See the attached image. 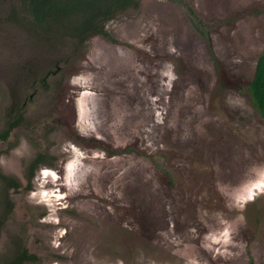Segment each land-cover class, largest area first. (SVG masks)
Wrapping results in <instances>:
<instances>
[{"label":"rangeland","instance_id":"rangeland-1","mask_svg":"<svg viewBox=\"0 0 264 264\" xmlns=\"http://www.w3.org/2000/svg\"><path fill=\"white\" fill-rule=\"evenodd\" d=\"M17 6L0 0V130L24 111L0 145L20 186L0 259L21 242L36 264H264V123L245 94L264 0H140L56 69ZM37 154L52 167L26 189Z\"/></svg>","mask_w":264,"mask_h":264},{"label":"trees","instance_id":"trees-1","mask_svg":"<svg viewBox=\"0 0 264 264\" xmlns=\"http://www.w3.org/2000/svg\"><path fill=\"white\" fill-rule=\"evenodd\" d=\"M169 1L176 5H181L182 2V0ZM139 3L140 0H17V9L11 10L18 11V16L23 17L21 20L26 23L29 34L34 40L33 50H30L33 59L39 60L40 56L52 57L50 67L56 69L60 64L65 65L69 56H78L87 41L94 36H102L110 40L104 29L105 24L117 16L137 9ZM189 11V16L196 19L192 10ZM68 51H70L69 56ZM23 68L28 69L25 66ZM46 73L47 76L37 80L43 88H47L45 80L52 76L49 70ZM33 75L36 76L34 73ZM245 94L264 123V53L256 59ZM13 111V114L11 112V115L7 116L5 128L0 130V144L8 140L13 127H18L23 122L22 108ZM43 163L42 154H37L30 162L29 176L34 174L38 165H51ZM0 183L1 208L9 209L8 192L11 189L16 192L20 186L17 180L6 177L1 172ZM1 214L7 215L9 211L0 212V231L4 225ZM30 259L31 257L21 254L5 264H22Z\"/></svg>","mask_w":264,"mask_h":264},{"label":"flooded vegetation","instance_id":"flooded-vegetation-1","mask_svg":"<svg viewBox=\"0 0 264 264\" xmlns=\"http://www.w3.org/2000/svg\"><path fill=\"white\" fill-rule=\"evenodd\" d=\"M13 119V118H12ZM12 119H11V121H12ZM5 128V127H4ZM3 128V129H4ZM17 127H13V129H12V131L13 130H15ZM2 129V130H3ZM12 131H11V133H12ZM11 133H10V135H11ZM10 137V136H9ZM9 137H8V140H9ZM8 140L6 141V142H8ZM5 143V142H4ZM3 144V143H2ZM1 145V144H0ZM35 158V157H34ZM33 158V159H34ZM32 159V160H33ZM42 159H43V161H44V163L43 164H51L50 166H48V165H38V167H37V169L38 168H41V167H52V163H51V158H47V156H45L44 154H42ZM31 160V161H32ZM30 161V162H31ZM30 162H29V164H28V166L26 167V171H25V174H26V180H27V187H26V189H29L30 188V180L32 179V177H33V175L32 176H29L30 175V173H29V171H28V168H29V165H30ZM36 169V170H37ZM35 170V171H36ZM35 171H34V173H35ZM3 175V174H2ZM7 177V176H6ZM10 178V177H9ZM11 179H14V178H11ZM19 189V188H18ZM18 189L16 190V191H18ZM10 192H14V190H9V196H8V201H9V205H10V208L9 209H5V208H1V205H0V212H3V211H6V210H8L9 211V214H1V216H2V218L4 219V225H5V223L7 222V220L10 218V216L12 215V212H13V203H12V200H11V198H10ZM2 201L0 200V203H1ZM11 213V214H10ZM4 225H3V227H4ZM3 227H2V229H3ZM2 231V230H1ZM1 231H0V233H1ZM21 254H23V255H25L26 257L28 256V257H31V259L30 260H28V261H24V262H22V264H36L37 263V257L35 256V255H33V254H31L29 251H28V249H26L22 244H21V242H20V244H17L16 245V247L14 248V249H12L11 250V252L10 253H8L6 256H3L1 259H0V264H5V263H8L9 261H12V260H14L16 257H18V256H20Z\"/></svg>","mask_w":264,"mask_h":264}]
</instances>
